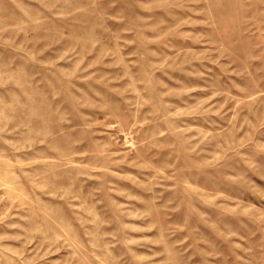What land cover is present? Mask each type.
<instances>
[{
  "label": "rangeland",
  "instance_id": "rangeland-1",
  "mask_svg": "<svg viewBox=\"0 0 264 264\" xmlns=\"http://www.w3.org/2000/svg\"><path fill=\"white\" fill-rule=\"evenodd\" d=\"M0 264H264V0H0Z\"/></svg>",
  "mask_w": 264,
  "mask_h": 264
}]
</instances>
